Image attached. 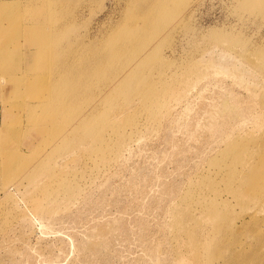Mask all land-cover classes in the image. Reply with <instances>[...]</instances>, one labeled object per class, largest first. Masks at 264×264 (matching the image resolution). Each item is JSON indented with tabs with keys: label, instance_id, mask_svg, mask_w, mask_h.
<instances>
[{
	"label": "rangeland",
	"instance_id": "1",
	"mask_svg": "<svg viewBox=\"0 0 264 264\" xmlns=\"http://www.w3.org/2000/svg\"><path fill=\"white\" fill-rule=\"evenodd\" d=\"M156 2L0 0V146L4 150L0 152V264L39 254V258L60 254L57 248L63 239L71 237L75 244L86 239L95 222L119 216L115 209L124 207L130 213L123 214L120 222L127 227L121 234L119 230L108 234L113 241L99 257L87 253L86 259L74 251L39 264H133L143 257L138 237L142 234L139 222L145 216L151 231L161 222L156 236L162 237L164 250L171 248L180 264L178 260L186 264L192 249L198 257L205 254L199 244L204 236L200 235L208 233L211 224L223 228L224 260L234 253L235 263L247 255L250 258L241 260L242 264H264V258L256 260L264 254V90L256 93L259 87L254 85L255 76H264V0H169L168 7L178 6L179 10L150 39L141 29L148 25L153 30L163 18L157 13ZM212 45L235 58L206 64L208 53L205 58L201 55ZM154 46H158L157 51L138 71L149 79L133 84L142 88V93L133 95L135 101L131 100L120 128H125L124 140L131 150L126 161L133 171V184L144 193L125 191L111 204L103 201L96 209L86 205L89 207L82 212L74 210L61 217L60 211L53 216L57 219L54 227L41 233L31 215L33 223L20 218L18 209H25L19 202L22 195L14 188L4 193L5 177L15 181L40 162L39 175L46 177L51 193L46 195L39 186L25 197H38L47 207L65 177L72 184L88 179L91 167L80 177L73 176L84 164L65 166L67 160L57 165L56 155L46 158L49 145L60 139L65 128L76 125L74 114L84 111L81 108L91 91L80 92L78 84L87 79L85 68L95 63L99 52H105L112 71L103 77L115 81L117 67L133 62V53L140 57ZM240 61L249 67L247 75L233 65ZM219 63L228 69L221 71ZM100 78L97 74L91 77L86 89L99 85ZM203 84L206 97L195 105L191 119L176 131L164 133L167 117L178 118L186 99ZM103 88L102 84L100 94ZM224 95L240 99L246 120L233 125L231 120L224 140L218 138L207 146L202 122L219 108ZM72 96L75 101L68 103ZM124 98V91L112 93L106 106L93 114L87 130L105 137L107 118L103 113L120 102L126 108ZM93 99L86 102L87 108ZM190 132L195 135L189 138ZM87 135L92 138L90 132ZM22 146H28L25 153L33 152L32 159L12 164L5 153H18ZM180 147L187 150L180 151ZM205 147L212 150L203 153ZM59 166L64 172L57 171ZM124 171V178H130ZM72 205L69 202L66 208ZM141 207L147 215L141 214ZM218 236L209 235L208 241L217 244ZM11 248H15L14 254L9 253ZM171 261V255H163L162 264Z\"/></svg>",
	"mask_w": 264,
	"mask_h": 264
},
{
	"label": "bare ground",
	"instance_id": "2",
	"mask_svg": "<svg viewBox=\"0 0 264 264\" xmlns=\"http://www.w3.org/2000/svg\"><path fill=\"white\" fill-rule=\"evenodd\" d=\"M168 1L169 0H157L155 4L157 6V13L159 14V16H163V18L161 17L159 24L153 30H151L148 25H145L141 29L142 34L149 35L150 39L154 37L157 28L160 29L161 26L166 24L168 21L172 20V18L176 15L177 11L179 10L178 6L168 7ZM141 46H143V43L139 46H135L134 48ZM216 46L217 45H212L210 49H205L206 51L202 53L201 58H205V55L208 53V57L205 59L206 64L212 62L211 60H215L218 62L222 59L227 61L228 58H235L233 55H231L230 52H224V48H218ZM157 47L158 46H154V48L149 49V51L145 52L144 55L140 57H138L136 53H133L135 55L132 56L131 59L134 61H129L127 63L130 68H128L129 66L127 67V65H121L115 69V76L117 75V79L115 81L107 80V78L104 79L103 77L105 73L112 71V68L109 67L110 57L108 55H105V52H99L96 55L95 63L91 62L85 68L88 70V76L86 75L87 79L81 80L78 84V89L80 92H85V94H87L91 91L89 99L84 102L81 108L84 111L80 115L74 114L73 119L75 120L76 125L71 126L70 128H65L59 137L60 139L49 145V150L46 154V158H52L54 155H56L55 163L57 165H60L61 163L67 160L68 161L65 163V166H68V164L72 166H79L81 164H84V167L80 171L73 173V176L80 177L81 174L85 173L89 167L92 168L91 173L87 175L88 179H85L83 182H80L79 180L76 184L70 183L65 177L62 181L58 183V188L55 190L52 197L48 199V207L43 206L41 200L38 197H25L32 189H36L39 186L41 190L45 192L46 195H49L51 193V191L48 189V184H46V177L39 175V170L37 167L41 165L40 162H37L32 168L28 169L15 181L9 182L8 177H5L4 182L8 183L5 185L4 193H9L11 189L14 188L17 193L22 195V198H19V202L24 205L25 209H18L20 218L22 220L30 219L29 216L31 215L33 218H35L34 220L37 221L39 225V231L43 233L48 231L46 229L54 227L57 219H55V217L53 216L59 213L60 211L61 212L59 217L64 216L67 213H73L74 210L78 211L79 209H81L82 212L89 206L90 209H96L97 206H99L100 203L103 201H106L107 204L115 202V199L117 197H120L121 193H125V191H128L130 193H132V191L133 193L138 192L139 194L143 192L140 186L133 184V171H130L128 169V164L126 161L129 156L128 154L131 150L130 148H128V143L124 140L123 129L125 128H123L122 130H120V128H122L123 126V115L128 112L130 104L135 101V94L142 93V88L137 89L133 86V84L144 83L147 81V79H149L148 76L140 75L138 71L141 69L142 64L146 62L145 60L151 58L152 54L157 51ZM215 50H218L216 54H214ZM224 64L219 63L218 65V68L223 72L228 69L226 66H224ZM233 65L242 73V75H247V73H250L249 67L243 66L241 61L235 62ZM120 67L122 69L117 70ZM95 74H97L98 77H101L100 83L96 87H93V89L87 90L86 88L88 84H90V79L91 77L95 76ZM257 79L259 80L257 81ZM263 83L264 76H255L254 85L259 87V89H256V93H261V91L264 90ZM102 84L104 88L100 94L99 91L100 86ZM147 88L148 85L146 86L145 90ZM119 91L125 92L124 102L128 105L126 106V108L123 109L121 107L122 103L120 102L118 103V106L112 108V111L110 110L103 113L106 115L107 118V125L105 127V137H103L102 134H96V130L93 132H91V129L87 130L88 128H90V126L88 125L92 121L93 114L102 107L106 106L105 104L108 103V101L110 100L112 93ZM206 91V85L203 84L199 86L193 94L192 98L190 96V99H186L184 103L185 106L182 108L180 114L178 115V118L175 115H169L165 120L166 126L164 127V133L176 131L179 126H181L183 123H186L187 120L191 119L190 115L192 114L195 105L198 104V101H200L201 98L206 97ZM229 92L232 94V91ZM91 98L94 99L90 103L91 105L87 108V105L85 104ZM131 100L133 101L131 102ZM71 101H75L73 96L70 98V101L68 103H70ZM239 101L240 99H235L234 96L228 97L224 95V99H222L219 108H214L213 112L210 114V117H208L206 121L202 122L204 124L201 123L202 125H204V129L207 131V137L205 139V143H207V146H210L212 142H216L218 138L224 140L226 127L231 120L234 121L232 125L237 124L238 121L240 123L246 120L244 118L245 111L244 109H242L240 105L241 103H239ZM233 114H235L236 117L232 118ZM100 119L102 122L104 117H101ZM87 132H90L92 138L87 135ZM194 135V132L188 133L189 138ZM70 137H74L76 139L71 140L69 139ZM84 138L85 140H81ZM36 148L39 149V146H36ZM26 150H28V146H22L19 148L18 153L15 152L13 154L12 151H9L5 154L7 156L10 155L8 161H10L12 164L18 162L21 163L26 161L28 157H30L31 159L33 157V152L25 153L24 151ZM185 150H187V148L185 147L180 149V151ZM211 150L212 147L209 149V151L205 147L202 152L206 153L207 151L210 152ZM3 151V147L0 146V152ZM236 152H240V149ZM71 162L74 163L71 164ZM261 166L264 167L263 164ZM59 168L60 170L57 171L64 172L62 166H59ZM124 169L127 170L128 173H130V178H124ZM252 178L256 179L257 176H253ZM252 183L255 186L256 180H253ZM95 194L97 195L94 197ZM92 197H94L93 202L91 204H88V199ZM69 202L74 205L66 208ZM25 203L27 206L25 205ZM63 208H66V210L62 211ZM138 210L141 211V214H146L143 207ZM115 212L118 213L119 216L115 215L111 217L110 220H106L102 223L95 222L94 225L90 228L89 232L85 235L86 239L81 238L80 241L76 244L74 243V240L71 237H68V239H63L61 241L63 244L58 246L57 248L60 254H56L55 256H49L46 258H39L38 256H40V254L38 256H30L28 258L21 257L16 261L13 260L12 263H49L54 261L55 258H59L64 253L67 255L69 252L74 251L80 252L84 257H86V259L87 253H90L94 258L96 256L99 257L100 254L108 250L110 243L113 241V238L110 237L108 234L115 233V231L118 230L121 234L127 227V224L123 225V222H120V219L123 218V214L130 213L128 212L127 207H124L123 210L119 211L118 209H115ZM152 212H154V210H152ZM159 212L160 211H158V213ZM109 213L113 214L112 212ZM103 216L104 214H101L99 217L102 218ZM128 218L129 217L126 218L127 222H129ZM30 221L31 223H33L32 219H30ZM153 221H155V219ZM139 223H141V227H139L142 234H139L138 238L140 240V250L143 251V257L135 260L133 264H139L141 261L143 262L140 264H162L164 254H169V256L171 255V259L173 261L172 264H180L172 255L173 253L171 251V248L167 249L168 251L164 250V241L162 240V237L156 236V233L161 229V222L155 224L154 231H151V228H149V226L147 227V225L149 224L146 216L141 217ZM216 233L217 235H219V242L217 244H214L208 241L209 235H214ZM200 236H204V239L199 244H201L202 249H205L206 252L205 254L198 257L195 254L194 249H192V256L185 261L186 264H203L204 260H206V264H242L241 260L244 261L250 258L247 255L243 256L242 258L239 257V259L235 263V254L232 253L230 257H226V259L224 260V243H222L224 241V232L220 224H218L217 227L214 224H211L210 231L208 233H202ZM64 245H66V251L64 250ZM14 251L15 248H11L9 250V253L14 254ZM263 258L264 254L258 256L256 260H261ZM251 259L252 261H254V257L252 254ZM178 261L182 264L184 262L183 260ZM79 264H82L81 261L79 262Z\"/></svg>",
	"mask_w": 264,
	"mask_h": 264
}]
</instances>
